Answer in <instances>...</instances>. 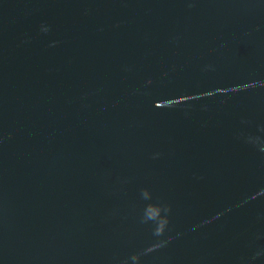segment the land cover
<instances>
[{"label":"water","instance_id":"water-1","mask_svg":"<svg viewBox=\"0 0 264 264\" xmlns=\"http://www.w3.org/2000/svg\"><path fill=\"white\" fill-rule=\"evenodd\" d=\"M0 264H264V0H0Z\"/></svg>","mask_w":264,"mask_h":264},{"label":"clouds","instance_id":"clouds-1","mask_svg":"<svg viewBox=\"0 0 264 264\" xmlns=\"http://www.w3.org/2000/svg\"><path fill=\"white\" fill-rule=\"evenodd\" d=\"M150 219L152 218V217H149Z\"/></svg>","mask_w":264,"mask_h":264}]
</instances>
